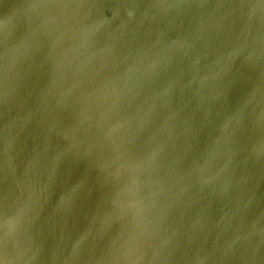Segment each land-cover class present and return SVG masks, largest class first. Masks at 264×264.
<instances>
[{"label":"water","instance_id":"95a60500","mask_svg":"<svg viewBox=\"0 0 264 264\" xmlns=\"http://www.w3.org/2000/svg\"><path fill=\"white\" fill-rule=\"evenodd\" d=\"M0 264H264V0H0Z\"/></svg>","mask_w":264,"mask_h":264}]
</instances>
